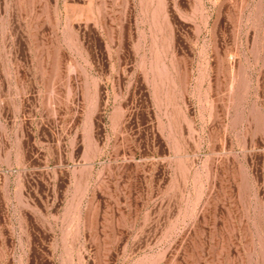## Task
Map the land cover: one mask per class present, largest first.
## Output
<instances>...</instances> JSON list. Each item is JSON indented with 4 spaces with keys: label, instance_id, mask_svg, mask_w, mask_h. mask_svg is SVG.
<instances>
[{
    "label": "rangeland",
    "instance_id": "1",
    "mask_svg": "<svg viewBox=\"0 0 264 264\" xmlns=\"http://www.w3.org/2000/svg\"><path fill=\"white\" fill-rule=\"evenodd\" d=\"M0 264H264V0H0Z\"/></svg>",
    "mask_w": 264,
    "mask_h": 264
}]
</instances>
